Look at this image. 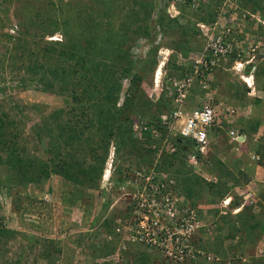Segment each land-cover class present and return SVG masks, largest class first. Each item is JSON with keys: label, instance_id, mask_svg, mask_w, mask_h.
Masks as SVG:
<instances>
[{"label": "rangeland", "instance_id": "374dc122", "mask_svg": "<svg viewBox=\"0 0 264 264\" xmlns=\"http://www.w3.org/2000/svg\"><path fill=\"white\" fill-rule=\"evenodd\" d=\"M163 1L159 0V3ZM242 1L248 4L246 9H243L244 12L256 15L258 20H264V0ZM151 5L155 7V0H0V117L6 119L8 123L11 122V127L5 129L6 134L3 137L0 135V141L2 139L11 140L17 144V147L22 145V148L27 151L32 150L30 151L32 154L34 153L36 157L45 161L52 156L51 150L59 145L51 144L50 135L48 136L46 131L39 129L46 126L50 130L45 122H49L52 128L55 122L61 121L74 122L75 125H77L75 122H80L82 126H86L85 121H81V115L77 117L71 110V105L74 104L71 102L73 96L82 98L94 107V109L90 108L93 113L87 110L91 119L87 117L85 119L96 128L100 127L102 131L100 123L106 116V109L110 107L112 93L114 95L117 89V83H115L117 80L113 82L115 79L113 76L122 73L119 69L122 65L125 69L130 62L132 64L130 65L131 73L141 75L146 82L144 88L155 94L159 91L156 84L161 81V84L166 85L169 82L168 79H171L170 62H176L178 65L180 63L191 64L190 59L198 58L203 52L204 42L196 22L207 19L204 16L199 18L189 12L178 21L185 24L191 20L188 43L181 41V48L185 51L175 52L169 47L175 39L180 40V31L176 29L169 34H165L162 30L160 44L157 46L154 44L150 51L144 50L145 46L153 45V38H145L141 33V27L147 24V21L143 20L147 14L144 9L153 8ZM151 12L150 16L148 15V21L156 28L154 20L164 13L160 8ZM244 26L247 31L261 37L260 40L264 42V27L260 21L251 18ZM156 32L157 29L153 30L150 37H154ZM187 45L191 47L190 50ZM160 51L162 52L159 53ZM162 53L166 55V58L168 56L165 62L159 59ZM155 56L158 63L152 61ZM256 66L255 82L256 87L261 91L264 90V59L260 60ZM225 68L228 70L231 66L226 65ZM230 71L221 70L225 72V75H214L213 80H219L222 77L223 81L228 79L230 88L226 87L227 83L223 85V88L234 91V95L235 91L240 88L242 92L247 91L248 93L246 84L238 81L234 72ZM129 83L130 78H126L123 80L122 88L118 90L119 101L116 108L121 111V114L117 116L123 118L126 115L128 117L126 111L123 110V102L127 101L126 110L131 111L130 119H134L135 113L147 107L146 105L138 107L144 97H140L141 100L131 98L136 90L131 91L128 96L129 94L125 91L129 90ZM238 83L239 86L234 87V84ZM222 90L219 87L218 92L221 93ZM170 94L172 92L167 94V98H170ZM137 95L140 93L138 92ZM159 96L157 95L154 101H157ZM243 96L244 100L249 98L246 97V93ZM255 98H250L252 103ZM189 101L191 103V100ZM190 103L188 101L184 103L186 108ZM198 105L192 101L190 107ZM60 110L64 112L63 115L60 113L58 117H53ZM110 115L111 117L116 116V113L112 111ZM167 116H169L167 111L163 112L162 117ZM75 125H73L74 129ZM36 126L38 133L34 130ZM81 132L85 133L82 136L83 142V138L87 135L98 131L88 126L87 129L81 127ZM15 133H20L21 138H16ZM132 137L136 139L134 127ZM118 138L119 134L116 136V141L109 144L107 160L112 148H115L113 150L115 158L112 155V158L108 160L106 169L109 175L104 179L107 180L111 175L113 158L115 172L104 188H102L103 179L99 183L101 188L106 190L107 196L100 195L97 200L101 199L111 204L106 211L101 202L96 203L95 207H87L86 204L89 201H84L86 203L79 200L68 201L69 196H64V192L73 188L74 182L62 176L53 174L46 182L12 187L8 183H2V180L9 177V173L14 175L13 172H8L7 167H0V229L12 231L9 240L0 234V264H52L53 260H56L55 257H57L56 264H90L91 259L96 264H123L125 259L123 254L118 260L111 257L116 252L110 255L103 253L98 256V253L92 249L94 245L102 244V239L93 238L94 234L97 236L98 224L90 227L98 213L106 212L104 217L114 214L116 220L118 217H123L127 202L119 193V186L115 184L119 177L117 171L120 168L122 171L128 169L137 155L132 154L128 148H121L117 141ZM63 143L64 141L60 143L63 150L66 148L69 152L70 148L63 146ZM80 144L82 143H77L78 147ZM83 144L85 146V142ZM66 151L63 152V156ZM20 155L26 156L25 153ZM0 156L3 160L7 159V153L3 151H0ZM80 156L83 159L87 158L82 154H79ZM63 158L65 162L69 161L67 154ZM86 161L90 162V159L87 158ZM180 168L181 164L178 163L176 170ZM194 176L196 178L195 174ZM178 179L184 184V191H188L190 196L199 200L198 194L194 193L196 188L194 177L185 173V168L184 173ZM83 190V196L88 197L89 189ZM98 194L96 192V196ZM261 195H263L262 191L259 192V198L264 200ZM202 198L207 205H211L212 200L210 198V201L206 194H203ZM92 202L93 196L91 195L90 204ZM92 211L96 214L93 215ZM261 211L264 212V207ZM227 214L232 216L233 213L228 211ZM86 234L87 238H85ZM202 238L209 239L205 234ZM5 239L8 241L5 242ZM91 240L92 247L90 246ZM232 243L235 241L228 240L226 247ZM43 254L52 256L51 260L44 258Z\"/></svg>", "mask_w": 264, "mask_h": 264}, {"label": "trees", "instance_id": "16d2710c", "mask_svg": "<svg viewBox=\"0 0 264 264\" xmlns=\"http://www.w3.org/2000/svg\"><path fill=\"white\" fill-rule=\"evenodd\" d=\"M240 3L243 7H247L248 5L243 3V1ZM142 7H144V5ZM202 7L203 6H201L200 8ZM154 9V6L150 9L145 8L144 12H146L147 14L145 15V17L142 16L144 17L143 20L147 21V24L144 25V27H141V33L142 36L147 38H151L150 35L152 34V31L154 29L153 24L148 21V15L150 16V14L152 13L151 11ZM158 24L165 32V34H169L172 30L175 31V29L180 31V40L176 41L175 39L173 44H169V47L175 50V52L182 53L183 51H185L183 48H181V41L186 44L188 43V40L190 38L189 34L191 33L190 21L188 20L185 23L186 25H183L180 24L178 20L170 19L166 14H160L154 25ZM187 47L189 46L187 45ZM190 49L191 47H189V50ZM156 58L157 57L155 56L152 61L158 63V60ZM229 59L232 62L233 59H235V54L233 53L229 57ZM170 63V70L172 69L170 73V78H183L186 76V74L193 73V63L188 65H178L176 64V62ZM130 65L132 64H130L129 62L125 69H123L122 65L119 68L122 70V73H120V75L116 74L113 76V78L115 77L113 82L117 80L115 82L117 83V89L114 95L112 93V102H110L111 104H109L110 107L106 109V116L104 117L102 122L100 120V126L101 128H103L102 131L100 130V127L96 128L95 125L88 123V121L85 119V117L91 119V115H88L87 110H89V113H93L91 109H94V107L86 103L82 98L73 96L71 102H73L74 104L71 105V110L73 111V114L75 116L78 117V115H81V121H85L84 124H86V126H82L80 122H75L77 124L75 125L74 122L70 123V121H61L55 122L54 128H52L49 122H45V124H48V126L50 127V130H48L46 126H44V128L39 129H41V131H46L48 136L50 135L51 144H59L51 150L52 156L50 158L46 157L47 159L44 161L42 158L36 157L34 153L32 154V150L27 151L25 148H22V145H18L17 147V144H14L13 141L2 139L0 141V151L7 153V159L3 160L0 156V167H7V171L13 172L14 174L11 175L9 173L10 176L3 179L2 183H8L9 185H12V187H18V185L21 184L24 187L32 183L38 184L46 182L51 178V175L56 174L62 176L70 182H74L73 188H71L70 190L67 189V191L65 190L64 192V196H69V199L66 198L68 201H89L86 204L87 207H95L96 203L101 202L105 211L108 210L111 204H109V202H103L101 201V199H97H99L100 195L107 196L106 190L102 189L101 184L99 183L103 179L109 144H111L112 141H116V136L119 134V138L117 139V141L120 147H123V149L128 148L130 149L132 154L137 155L133 162H131L128 166V169H124L122 171L120 168L119 171H117V175L119 177L115 184L116 186H119V184L123 181L124 176L127 175L128 171H130L133 166L149 167L154 164V161L157 159V156H159L160 151L163 148V142L160 139L152 138L151 130L155 129L164 131V128L161 126L163 122L162 114L165 111L171 113L172 110H174V106L172 105L170 100L171 98H167V94L170 93L168 92V89L166 91L164 90L161 93L157 101H153L150 98V95L147 93V90L144 88V85L146 83L145 80L139 74H132ZM126 78H130V83L129 90L127 89V91L125 92H127V94H129L128 96H130L131 91L133 92L136 90V92L131 95V98L133 97V99L138 98L141 100L140 97H144V100L142 101L143 104L141 103L138 107L146 105V107L148 108V110L147 108H145L144 110L135 113L134 119H130L132 116L130 115L131 111L126 110L125 105L127 104V101L123 102V110L126 111L128 117L126 115H124L123 118L117 116L118 114H121V111L116 108L119 101L118 90L122 88L123 80H125ZM194 88H197L198 90L204 93L206 91L202 89V87L199 85V82H197L193 86L192 90ZM138 92L141 96L137 95ZM244 93L247 94V91H245ZM186 101H188V99ZM260 102L261 100L257 98L252 104L253 106L257 104L259 105ZM195 103L199 104L200 101L198 102L197 100V102L195 101ZM190 104L189 106H187L188 109L193 108L190 107ZM111 110L116 113V116L111 117ZM38 112H40L39 109ZM58 112L59 113L54 114L53 117H58L60 113H62L61 110ZM135 119L136 122L134 123ZM137 119L139 120L137 121ZM137 124L142 126L147 125L151 128V130L145 132L144 134V136L146 137L145 142H141L132 137L133 127ZM73 125H75V129L73 128ZM258 125L259 123H257L256 126L253 128L254 131H256ZM88 126L94 127L95 129H97L98 132H93L92 134L87 135L86 138L89 140L83 138L84 141L82 142V136L85 133L81 132V127L87 129ZM9 127H11V122L8 123L6 119L0 117V135L2 137L4 136V134H6L5 129H9ZM37 129L38 128L36 126V128L34 129L36 130V133L39 132V130L37 131ZM14 136L17 138L20 136V133H15ZM63 141V146H68L67 148H70L69 152L66 151V148L65 150H63L62 144H60ZM78 142L82 144L85 142V146L84 144L83 146H81L82 144H80L78 147ZM176 145L178 147V150L175 153H171L168 148H163L160 157L161 162L158 168L173 175L174 178L177 180V185L180 193L184 192L186 195L189 196L190 194L188 193V191H184V184L179 182L178 177L184 173V168L188 166L187 160L189 159V155L194 153L199 155L200 157V154L196 150V145L191 140L178 138L176 140ZM64 151H66L65 153L67 154L69 159V161L67 162H65L63 158L66 155L65 154L63 156ZM45 152L49 153L48 150H45ZM21 153H25L26 156H21ZM79 154H82L84 157L87 156V158L90 159V162L86 161L87 158L83 159V157L81 156L80 158ZM27 156L31 158L29 159ZM178 163L181 164V168L179 170H176V165ZM261 164L264 166V159L263 161H261ZM203 183H206V186H203V184L199 185L200 189H203V187H209L211 191L215 189V183L204 180ZM180 185L182 187V191L179 187ZM85 186H88L89 188ZM83 189H89L90 194H87V196L89 195L88 197L83 196ZM96 192L99 193L98 196H96ZM262 193L263 195L261 196L264 197V190H262ZM91 195L93 196L92 204H90ZM261 199L258 196L254 204L245 207L241 213L237 214L238 216L236 218L234 216H230V214H220L219 211H216L214 213L215 216L212 220L215 223L214 231L216 236L214 235L215 237H211L210 235H208L209 239L207 238V240H201L199 242V247L207 253H211L216 256V258H219L220 261L208 262L206 258H201L198 261L186 262L184 264H264V258H259L254 255L255 248L259 240L262 239V234L264 233V212L261 211L262 207H264V200ZM255 207H260L258 213L254 211ZM105 213L103 214L102 212V214H96L92 211V214H96V216L94 217L90 227H94L98 224L96 232L97 236H95L94 234L93 238L95 239L96 237H98L102 239V244H100V246L94 245L93 247L96 248H93V243L91 240L90 246L96 251V253H98V256L102 255L103 253L105 255H110L116 252L119 249L120 245L117 239L113 241H109L107 239L108 235H111L113 233L114 226L117 220L115 219L116 216L114 214L104 217ZM257 215H259L260 217H258ZM11 233L12 231H6L3 228L0 229V234H2L8 240ZM85 238H87V234ZM6 239L5 242L8 241ZM228 240L235 241V243H232L229 247H226V242ZM51 257L52 256H50L49 254L44 255V258H48L49 260H51ZM124 257L125 259L123 261V264H171L161 258L158 252H150L143 246H130L129 250L125 252ZM55 258L56 260H53L52 264H56L57 257ZM243 258H245L246 261H244ZM91 260L92 261L90 262V264H96V262H93V259Z\"/></svg>", "mask_w": 264, "mask_h": 264}, {"label": "built area", "instance_id": "2783aa9c", "mask_svg": "<svg viewBox=\"0 0 264 264\" xmlns=\"http://www.w3.org/2000/svg\"><path fill=\"white\" fill-rule=\"evenodd\" d=\"M174 1L190 6L194 10L215 2L216 6H219L217 20L208 25H198L204 37V49L198 58L191 60L193 73L186 74L183 78L168 79L166 85L161 84L159 87V92H163L167 87L170 93L175 94L174 110L163 118L161 124L164 131L151 130L147 125L137 124L134 126V133L137 140L145 142L144 134L151 130V137L162 140L163 148H168L171 153L178 150L176 145L178 138L188 139L194 142L200 156H206L211 144L209 135L211 129L220 125L224 113L230 120L237 114L236 107L228 106L224 101L214 102L215 92L212 91L211 78L221 69L226 70L224 66L234 53L233 65L228 70L234 72L238 81L246 84L249 98L256 97V64L264 59V42L260 40L261 37L249 33L244 25L249 23L251 18H256L264 27V20H258L256 15L249 12H240V7L233 0H172ZM148 49L149 47H144L145 51ZM250 78L252 84L248 82ZM197 82L208 92L207 97L200 105L188 109L184 103ZM259 92L258 90L257 97L260 96ZM251 107L253 108L252 104ZM251 107L246 110L247 116L252 113ZM230 137L239 144L246 139L244 134L234 130L230 132ZM257 139L258 136L255 135L254 141ZM163 148L152 166L131 168L119 184L118 191L127 204L123 210V217H118L113 233L107 237L109 241L120 240L119 249L111 257L118 260L130 246H143L150 252H158L161 258L171 264L195 262L201 258H206L208 262H218L219 258L199 247L204 234L211 237L215 235V223L207 219V214L199 211V206L191 204L189 199L180 193L173 175L158 168ZM114 149L112 148L108 160L112 155L115 158ZM114 158L112 172L106 184L111 180L115 170ZM255 159L260 160L259 157ZM199 160V155L193 153L189 155L188 163L196 168L199 166ZM206 180L217 182L215 178ZM261 187H248L245 190L243 206L254 204ZM256 256L264 258V243L256 248Z\"/></svg>", "mask_w": 264, "mask_h": 264}, {"label": "crops", "instance_id": "0c3cea01", "mask_svg": "<svg viewBox=\"0 0 264 264\" xmlns=\"http://www.w3.org/2000/svg\"><path fill=\"white\" fill-rule=\"evenodd\" d=\"M248 32L251 33L250 31ZM180 64L188 65V63ZM228 71L230 70H227V72ZM223 74L225 75V72L219 71L215 75L223 76ZM211 79L212 91L215 92L214 102L224 101L228 106L236 107L237 114L236 117L231 120L226 113L222 115L220 125L214 126L209 133L211 144L207 155L199 157L200 163L196 168L190 166L189 163L185 168V173L194 177V185L198 188H195L194 193L198 194L199 200H195L193 196H188L184 192L182 194L189 199L191 204L196 207L199 206V211L202 214H207L208 220L214 218V213L216 211H219L220 214L224 211L234 212L232 216L236 218L238 216L237 214L241 213L243 210L242 206L244 204L245 190L248 187L254 186H259V188L262 186L264 189V166L261 164V161L264 159V90L259 92L260 96L258 99L261 100L260 104L253 106L250 98L244 100L243 95H245V93L241 91V88L235 91V95L234 91L227 90V88H230L227 82L228 79L225 81L221 80L223 77L219 78V80H213L214 77ZM225 83H227V85ZM223 85H226L227 88H223ZM235 86H239V83L234 84V87ZM219 87L223 89L221 93L218 92ZM255 88V99H257L258 89L257 87ZM207 93V91L204 93L194 88L191 91L188 102H190L189 100H191V103L192 101L197 102L198 100V102L200 101L201 103V100L206 99ZM246 97H248L247 94ZM251 104L254 109L251 107ZM249 107H251L252 113L250 116H247L246 110ZM257 123H259L258 128L254 131L253 128ZM233 130L246 136L242 144L235 142L230 137V132ZM255 135L258 136V139L254 141ZM255 157H259L260 160H256ZM201 168L203 169L202 171ZM206 170H208V172ZM206 178L216 179L217 182L215 183L214 190L211 191L209 187H203V189L199 188V185L202 184L206 186V183H203V180L207 181ZM179 187L182 191L181 185ZM203 194H206L209 200L211 198V205H207L204 202L202 198ZM229 202L231 203L228 204ZM238 209H241V211H237ZM262 241L264 243V237L258 243Z\"/></svg>", "mask_w": 264, "mask_h": 264}, {"label": "clouds", "instance_id": "9594fccd", "mask_svg": "<svg viewBox=\"0 0 264 264\" xmlns=\"http://www.w3.org/2000/svg\"><path fill=\"white\" fill-rule=\"evenodd\" d=\"M239 7H240V12H244L243 11V9H246V7H243L242 5H241V3L240 2H242V0H233ZM155 3H156V5H155V9L154 10H156L157 11V9L158 8H160V9H162V13H164V15L166 14L170 19H175V20H178V21H180L181 19H182V16H186V14L185 13H187V12H189V13H193V14H195V15H197L199 18H200V16H204L207 20L206 21H197L195 24H196V26H198L199 24H206V25H208V24H210V23H213V22H216V20H217V11H219V6H216V4H215V2H211V3H209V4H206V6H204V7H202L201 9H199V10H194V9H192L190 6H184V5H182L181 3H178V2H176V1H174V2H172V0H164L162 3H159V0H155ZM229 10V9H228ZM202 14V15H201ZM159 16V15H158ZM158 16L156 17V19L154 20V21H156L157 20V18H158ZM189 21H191V20H189ZM155 23V22H154ZM181 23V22H180ZM181 24H183V23H181ZM184 25V24H183ZM155 29H157V32L155 33V35H154V37H151V38H153V45H148L147 47H149V49L147 50V51H150V49L154 46V44H155V46H157V45H159L160 44V35L161 34H163L162 33V28L160 27V25L158 24V25H156V28L154 27V31H155ZM199 31H200V33H201V30L200 29H198ZM202 34V33H201ZM145 38H147V37H145ZM202 38H203V42H204V37H203V35H202ZM57 39H55V41H56ZM150 42V41H149ZM203 45H204V43H203ZM142 48H143V46H142ZM162 51H160L159 53H161ZM202 53V52H201ZM164 55V56H163ZM169 55V54H168ZM167 58H168V56H167ZM167 58H166V55L164 54V53H162V54H160L159 55V59H161V60H163L164 62L165 61H167ZM166 59V60H165ZM191 60H193V59H190V63H192L191 62ZM162 62V61H161ZM160 62V63H161ZM233 62V61H232ZM231 61H229L227 64H225V66L226 65H230V66H232L233 65V63H232ZM189 64V63H188ZM179 65H182V64H179ZM225 66H224V68H225ZM221 70H223V69H221ZM157 71V70H156ZM224 71V70H223ZM155 76H156V72H155ZM161 78H162V76H161ZM155 80H156V78H155ZM155 80H154V82H155ZM161 80V79H160ZM162 82L160 81L159 82V84H156V87L157 88H159L160 87V84H161ZM146 86V84L144 85V87ZM149 88H152V87H149ZM148 88V89H149ZM146 90H147V88H145ZM147 93L150 95V98L154 101L155 99H153L152 97H153V95H155V98H157V95L159 96V95H161V93L162 92H157L156 91V93L155 94H152L151 93V91H149V90H147ZM190 94H191V92H190ZM190 94L187 96V98H186V100L189 98V96H190ZM160 97V96H159ZM159 97H158V99H159ZM174 97H175V94L173 95V94H170V98H171V103H172V105H173V99H174ZM186 100H185V102H186ZM167 114H169L168 112H167ZM106 167V166H105ZM104 174H105V170H104ZM104 174H103V181L105 180L104 179ZM107 182V181H106ZM231 202H229L228 204H230ZM226 204V203H225ZM243 208L242 209H244L245 207H247V206H242ZM260 209L259 208H255V210L254 211H259ZM239 211H241V209L239 210ZM226 214H227V212L228 211H224ZM224 212L222 213V214H224ZM232 213H234V212H232ZM264 237V236H263ZM263 237H262V239H263ZM261 239V240H262ZM261 240H259V241H261ZM260 244H263V241L261 242V243H258L257 244V246H256V248L260 245ZM256 248H255V253H254V255L256 256ZM257 257V256H256ZM243 259H245V258H243Z\"/></svg>", "mask_w": 264, "mask_h": 264}, {"label": "bare ground", "instance_id": "6f19581e", "mask_svg": "<svg viewBox=\"0 0 264 264\" xmlns=\"http://www.w3.org/2000/svg\"><path fill=\"white\" fill-rule=\"evenodd\" d=\"M161 66H159V69L161 70V68H160ZM159 75H160V72L158 73ZM157 74V75H158ZM157 80H158V78H157ZM248 82L250 83V84H252V79L250 78L249 80H248ZM109 174H108V172L106 171V176H108ZM110 177V176H109ZM106 178V177H105ZM106 181H108V178H107V180Z\"/></svg>", "mask_w": 264, "mask_h": 264}, {"label": "water", "instance_id": "95a60500", "mask_svg": "<svg viewBox=\"0 0 264 264\" xmlns=\"http://www.w3.org/2000/svg\"><path fill=\"white\" fill-rule=\"evenodd\" d=\"M153 99L155 98V95H153V97H152ZM105 185H106V180H104L103 181V184H102V188H104L105 187Z\"/></svg>", "mask_w": 264, "mask_h": 264}]
</instances>
